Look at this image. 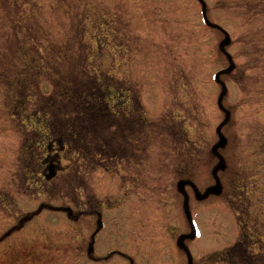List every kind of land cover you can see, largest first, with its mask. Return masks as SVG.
Segmentation results:
<instances>
[{"label": "rangeland", "instance_id": "374dc122", "mask_svg": "<svg viewBox=\"0 0 264 264\" xmlns=\"http://www.w3.org/2000/svg\"><path fill=\"white\" fill-rule=\"evenodd\" d=\"M200 1L207 21L228 35L224 52L233 68L219 75L225 86L221 105L229 115L220 130L226 139L218 149L224 161L217 173L221 191L197 200L185 188L194 235L183 243L191 264H227L220 259L228 250L249 252L251 264H264V0ZM4 11L17 21L14 28ZM79 21L92 34L99 28L104 46L100 56L81 48L86 60H79L121 78L138 99L140 110L134 108L157 126L138 151L129 138L120 144L117 126L111 139L120 150L114 159H80L66 147L58 153L57 174L45 182L42 159L52 157L57 146L38 149L37 134L43 131L42 114L31 117L35 96L27 97L25 113L12 116L0 86V264H186L176 239L191 229L176 184L179 174L200 193L213 183L211 146L224 118L216 105L220 85L214 75L228 65L218 49L223 35L203 23L197 0H0V78H10L8 69L30 60L11 55L17 44H26L21 53L32 51L28 38L9 40L14 30L21 35L30 26L31 35L34 29L41 30L37 36L46 32L57 52L74 47L75 41L65 37ZM36 48L37 57L46 59L48 51ZM49 74L30 75L39 80V98L52 96L50 84L40 81L54 76ZM29 93L34 95V89ZM165 124L173 141L166 131L156 135ZM131 144L138 155L133 173L129 165H118L130 155ZM180 152L186 153L183 167ZM97 164L102 168H91ZM40 204L42 211L29 221ZM49 205L70 208L72 221L63 212L48 211ZM97 218L102 227L89 258L87 243Z\"/></svg>", "mask_w": 264, "mask_h": 264}, {"label": "trees", "instance_id": "16d2710c", "mask_svg": "<svg viewBox=\"0 0 264 264\" xmlns=\"http://www.w3.org/2000/svg\"><path fill=\"white\" fill-rule=\"evenodd\" d=\"M4 12L5 14L2 12V15H6L9 18V22L14 28L17 25V21L14 18L11 19L10 13ZM79 24V26L75 25V30H72V37L71 35L65 37L68 41L71 38L75 41L74 47L68 46L63 51L56 52V47L52 48V45H48L52 37L46 32L43 33L42 31L41 35L37 36L41 30L34 29L36 35H31L30 26L29 28L26 27L21 35H19L18 30H14V37H8L13 42L15 40L16 42L28 40L32 42L29 44L31 45L29 50L31 49L32 51H29L28 55L21 53V48L26 44H17L14 48H19V51L15 49L11 54L15 56L16 53L18 54L17 57L23 55L30 60H25V63L20 65L19 68L11 69V67L8 69L13 71L10 78H0V86L6 90L5 96L12 105V116L19 117L21 113H25L27 111L24 109L28 102L27 97L35 96V105L33 106L34 109L31 110V117L42 114L40 119L42 121L43 136H40V133L39 135L37 134L40 137L37 143L40 144L38 149L40 151L43 150V152L53 146H57L58 150L64 152L66 147H68L73 149L75 156L80 159L90 158L91 155L114 159L118 156L117 151L120 150V144L130 142L128 138L136 143L137 151L141 150L139 145L142 144V140L145 138L150 141L153 138L150 137L151 133H153L150 129L156 127L157 122L148 121L143 111L139 112L134 108V104L136 107L138 106V99L134 98L128 86L122 84L121 78L113 77L100 65H95L94 63L85 65L83 61L86 60V57L83 54H79V50L84 48L87 51L88 49L91 55L100 56V52L104 47L102 41H100L102 36L100 33L102 31L99 28L95 29L94 31L98 32L95 35L90 30H86V26L81 25V21H79ZM84 45H90L91 51ZM37 46H39L38 49L48 51L46 59L37 57ZM70 48L74 49L73 53L70 52ZM80 56L84 57V60L80 61ZM40 61H45L46 66H41ZM40 72L54 75L40 80L49 83L52 87L53 93L50 97L44 98L40 96L39 98L37 93H35V87H37L39 80L38 78L30 77V75H38ZM33 89L34 95H31L29 92H32ZM131 111L135 112L132 113ZM119 114H123V118H118L117 115ZM126 114L127 116H125ZM26 118L29 117L27 116ZM117 126H120L122 131L121 139L123 138L119 147L117 142L111 139ZM162 127H166V124L162 125ZM100 128H103L101 132L98 130ZM163 131H166L167 136L172 140V132L168 125L164 130H161V134L160 131H156V135L161 136ZM106 135L109 138V142L112 140L111 145L105 141ZM24 136H28L27 131H25ZM31 141L28 143L32 145ZM169 143L172 142L169 141ZM132 146L133 144L128 149ZM24 150H22L23 153ZM34 150L36 151L35 148ZM132 150L137 152L134 150V146ZM188 153L193 152L188 150ZM31 154L37 155V153ZM182 154L186 157V153L182 152ZM22 155L21 153V157ZM34 156H31V158H35ZM24 160L26 159L24 158ZM96 167L102 168L99 164L91 168L94 169ZM233 189L235 190V188ZM243 236L246 238L245 235ZM245 252L239 253L238 251L232 252L228 250L226 256H223L220 261L227 264H251L254 262L253 256L249 252Z\"/></svg>", "mask_w": 264, "mask_h": 264}, {"label": "water", "instance_id": "95a60500", "mask_svg": "<svg viewBox=\"0 0 264 264\" xmlns=\"http://www.w3.org/2000/svg\"><path fill=\"white\" fill-rule=\"evenodd\" d=\"M227 43H228V37L225 35L223 41L219 44L220 48H222L223 46H225ZM231 69H232V64L230 63V64H229V67H228L227 70H231ZM215 79L218 80V74L215 75ZM222 90H224V86H223V85H222ZM221 98H222V93L219 95V97H218V99H217V105H218V107H219L220 109H222V106H221V104H220ZM227 117H228V114L225 113V118H227ZM224 122H225V121H223V122H222V123L216 128V132H217V134H218V141H217V143L212 147V151H213V152H216V149H217L219 146H222V145L225 143V139H224V137L220 134V128H221V126L223 125ZM222 166H223L222 159L219 157V158H218V163L216 164V166L214 167V169H213V171H212V175H213V177H214V181H215V182H214V185H212V186H210L209 188H207L206 191H205L203 194H201V195H199V194L196 193V196H197L198 198H200V199H201V198H205V197L208 196L209 194L217 195V194L220 192V186H219L218 180H217V178H216V171L219 170V169H221ZM47 170H48V174L45 175V178L48 180V179H50V178H52V177L54 176V173H55V172H54V166H53V165H50V166L47 168ZM186 183H187V182H185V181H180V182H178V184H177V188H178V190H179L180 192L183 193V187H184V185H185ZM183 196H184V198H183V201H184V211H185V214H186L187 219L190 221L189 213H188L187 205H186V196H185L184 193H183ZM192 234H193V231H191V233H190L189 236H192ZM179 241H181V238H179ZM90 250H91V249L89 248V251H90ZM188 260H189V259H188Z\"/></svg>", "mask_w": 264, "mask_h": 264}]
</instances>
